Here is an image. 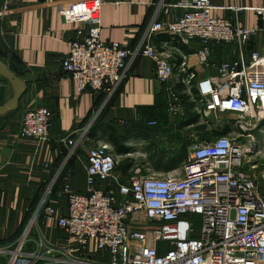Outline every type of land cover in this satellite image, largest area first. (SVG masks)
<instances>
[{
    "label": "built area",
    "instance_id": "2783aa9c",
    "mask_svg": "<svg viewBox=\"0 0 264 264\" xmlns=\"http://www.w3.org/2000/svg\"><path fill=\"white\" fill-rule=\"evenodd\" d=\"M103 3L75 0L59 6L64 24L85 27L80 40L68 43V56L58 62L61 72L79 92L101 94L106 104L130 65L149 59L156 80L165 86L167 113L182 117L185 105H191L206 138L190 145L181 173L166 178L140 176L133 168L121 182L119 161L104 144L87 153L83 194L69 184L56 189L61 166L41 191L20 236L0 247V264H91V247L108 257L107 264H264V195L246 170L257 140L264 139V45L250 48L264 32V5L253 9L261 27L246 29L238 23L240 9H234L232 21L214 17L211 0H160L158 9L179 14L152 21L140 41L126 48L101 41ZM8 13L6 7L0 10V16ZM157 36L169 39L161 50L153 43ZM194 41L199 43L195 63L186 57L178 62L172 44ZM221 45L228 48L227 59L215 62L211 49ZM195 65L211 76L199 79ZM96 116L75 143L69 141L68 158L88 141ZM52 123L47 108L29 109L19 136L45 142ZM209 128L213 134L206 135ZM223 130L225 135H216ZM54 198L66 200L65 214H57ZM185 217H197V223ZM40 218L54 221L64 233L63 249L55 250L36 229Z\"/></svg>",
    "mask_w": 264,
    "mask_h": 264
},
{
    "label": "crops",
    "instance_id": "0c3cea01",
    "mask_svg": "<svg viewBox=\"0 0 264 264\" xmlns=\"http://www.w3.org/2000/svg\"><path fill=\"white\" fill-rule=\"evenodd\" d=\"M70 1L75 0H0V10L6 7L10 12L0 16V243L20 236L37 206L41 191L61 166L64 165L60 168L62 180L72 191L85 192L87 157L83 163L75 154L76 147L68 158L73 149L69 141L75 143L77 135L96 115L91 124L95 128L93 136H88V141L78 148L104 144L119 164L132 162L128 159L134 153L131 148L149 142L150 137L160 133L175 134V128L180 127L199 129L202 133L205 130L197 124L199 121L187 123L191 118V108L187 105L184 115L178 119L167 113L165 86L156 80L154 64L149 59L139 58L130 65L119 89L106 104L99 94L79 92L58 64L68 56V43L80 40L85 33L84 26L66 25L59 16L58 7ZM159 2L104 0L100 10L101 41L134 47L152 21H168L179 14L169 7L158 9ZM211 4L214 17L233 21L234 9H240V26L246 29L261 27L253 9L263 6L264 0H211ZM166 42L169 39L165 36L153 39L158 50ZM263 45L264 32L260 31L250 48L260 50ZM172 47L178 62L186 57L191 64L195 63L198 42L190 46L174 42ZM211 50L215 62L224 61V55L227 59L226 46H213ZM195 71L199 79L211 76L198 65ZM38 107L52 112L49 139L37 142L20 138L24 113ZM151 122L157 125L148 127ZM190 145L187 143V148ZM122 146L127 149L126 154L117 153ZM80 164L84 171L77 184ZM134 167L132 165L127 171L118 167L119 180L124 181ZM52 206L58 215L65 214L67 209L65 199L54 198ZM35 225L51 247L63 249L65 235L54 221L40 218ZM93 250L91 247L92 253Z\"/></svg>",
    "mask_w": 264,
    "mask_h": 264
},
{
    "label": "rangeland",
    "instance_id": "374dc122",
    "mask_svg": "<svg viewBox=\"0 0 264 264\" xmlns=\"http://www.w3.org/2000/svg\"><path fill=\"white\" fill-rule=\"evenodd\" d=\"M59 8V7H58ZM223 56V55H222ZM222 59V58H221ZM223 59L226 60L224 55ZM178 119V118H177ZM206 131V130H205ZM175 134L160 133L159 136L149 138L147 143H139L131 148L134 153L130 154L129 158L134 169L140 171L139 175L144 177L166 178L176 176L180 171V163L184 162L188 153L187 143L192 144L190 140L205 139V133L197 129H186L185 127L175 128ZM213 134V129L209 128L206 135ZM193 136L189 139V137ZM255 136L258 137V134ZM94 146L83 145L76 148L75 154L83 162L87 153ZM253 155L248 158L246 170L249 175L255 180L259 191L264 195V139L257 140V146L252 149ZM84 163V162H83ZM86 166V164L84 163ZM83 165H78L77 169V184L83 174ZM184 221H193L197 223V217H185ZM58 234V232H57ZM35 236V232L31 234ZM3 245H0L2 247ZM93 262L91 264H107L108 257L101 253H92Z\"/></svg>",
    "mask_w": 264,
    "mask_h": 264
},
{
    "label": "trees",
    "instance_id": "16d2710c",
    "mask_svg": "<svg viewBox=\"0 0 264 264\" xmlns=\"http://www.w3.org/2000/svg\"><path fill=\"white\" fill-rule=\"evenodd\" d=\"M100 97L103 100V98H104L103 95L100 94ZM187 106H189V105H187ZM189 108H191V105L189 106ZM189 116H191V118L187 122L188 124H194V123H196L198 121V117L197 116H195L193 114H190ZM93 126H91V128L89 130V133H88V136H90V137L93 136L92 133L95 130V128ZM226 133H227V131L226 130H223L221 134L222 135H225ZM127 152H128L127 149L123 148V146L122 147H119L117 149V153L118 154H126ZM132 165H133L132 162H130V161H124L123 163L121 162L118 167H122L125 171H127ZM61 181H63V182H61ZM63 184H68V183H65L64 180H62V176H60V178H59V180H58V182L56 184V189L59 188V186L61 187ZM12 241H14V240H9V241H6L4 243H0V245L6 244V243H10Z\"/></svg>",
    "mask_w": 264,
    "mask_h": 264
}]
</instances>
